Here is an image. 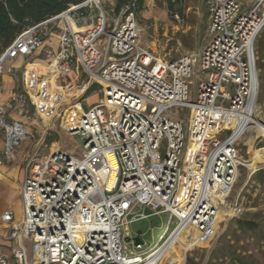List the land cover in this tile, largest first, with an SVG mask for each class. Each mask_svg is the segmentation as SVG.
Returning a JSON list of instances; mask_svg holds the SVG:
<instances>
[{
	"label": "built area",
	"instance_id": "1",
	"mask_svg": "<svg viewBox=\"0 0 264 264\" xmlns=\"http://www.w3.org/2000/svg\"><path fill=\"white\" fill-rule=\"evenodd\" d=\"M102 2L70 5L25 29L0 54L1 77L6 60L41 50L43 35L63 20L58 50H45L50 61L37 106L50 104L52 77L80 75L81 69L102 92L70 130L84 141L82 157L55 148L29 160L23 218L15 221L12 210L1 216L16 243L11 255L0 251V264H155L173 234L193 228L210 240L221 209L224 215L241 211L228 199L243 163L239 141L259 119L255 42L264 28V0H205L208 43L175 59L159 58L140 44L138 0L118 11L114 5L105 10ZM171 13L180 19L179 11ZM83 18L87 27L76 28ZM193 72L195 100L188 79ZM10 103H0V133L3 154L15 158L27 131L9 114L27 110L26 92L15 91ZM174 108L188 109L186 130ZM140 207L152 209L150 215L170 214V224L175 220L144 254L135 248L145 241L137 244L128 235V224L139 218L126 220ZM26 241L36 245L33 256Z\"/></svg>",
	"mask_w": 264,
	"mask_h": 264
},
{
	"label": "rangeland",
	"instance_id": "2",
	"mask_svg": "<svg viewBox=\"0 0 264 264\" xmlns=\"http://www.w3.org/2000/svg\"><path fill=\"white\" fill-rule=\"evenodd\" d=\"M187 0H179L173 2V11H179L180 19H176L168 11V0H156L155 4H147L138 2L139 21L140 24L147 29L140 37V43L144 47L154 52L156 55L168 59H175L179 55L185 53H198L207 43L208 37L206 29L203 27L200 19L196 20L194 14L188 12ZM115 0H103L102 5L105 10L110 11ZM167 9L168 20L163 15L158 19L157 14L153 12L157 7ZM150 12V15L145 16L144 12ZM116 12H112V15ZM112 16H109L111 18ZM169 21V23H168ZM168 23V25H166ZM172 24L187 27L194 26L190 29L187 36L181 41L189 48H182V53L178 48L176 34L173 33ZM170 25V26H169ZM197 26V29H194ZM168 33H166L167 31ZM196 30V31H195ZM56 34L61 33L60 30H55ZM166 33V34H165ZM152 35V36H151ZM156 35V36H155ZM156 39V49L151 48V40ZM167 43V46L166 44ZM180 53V54H179ZM256 65L260 77V92L258 97L257 116L264 122V28L260 32L255 42ZM81 78L88 76L81 69ZM209 73L203 74V79L207 80ZM67 78V77H65ZM71 80V78L68 76ZM53 79L57 80L58 76ZM191 80L190 99L195 100L196 89L198 87V76L196 73L188 78ZM64 89H66L64 87ZM63 89V90H64ZM58 95L53 96L50 104L46 105L40 112L38 118L44 125H48L49 134L48 141L43 142V150L41 154H46L49 147L52 146L51 141H58L60 149L65 150L77 157H82L84 154V141L78 135H71L70 130L73 128L74 121L89 107L93 106L102 99L101 86L98 83L90 81L89 90L82 96L77 95V89L68 87V90L61 92L56 90ZM35 109V107L33 106ZM32 111H35V110ZM55 111V112H54ZM54 112V113H53ZM57 112L61 114L56 115ZM180 112V116L175 118L184 120V127H187L188 109L183 110L174 108L173 115ZM47 126V127H48ZM34 128V127H33ZM35 130L32 131V134ZM27 136L20 142L16 150L19 156L25 158L24 151L32 144L31 132L27 131ZM253 126L244 134L239 141L238 147L242 163L239 169L237 182L228 199L229 203H238L241 208L236 214H220L215 224L214 235L210 240H203L198 232L193 228L183 231L169 247L168 251L163 255L157 264H264V183L259 181L260 176L257 175L258 170L264 167V135ZM39 138L40 136H36ZM253 138L251 144H247L248 138ZM189 140L188 133L186 134V142ZM29 144H28V143ZM245 142V143H244ZM31 153H34L32 150ZM253 165V166H252ZM255 165V166H254ZM152 209L148 207L135 208V211L126 217V220L136 219L128 224L129 236H136L137 231L142 229L141 238L145 244L141 248H135V251L144 254L147 250L153 247L165 233L167 228L174 226L175 220L170 224V214H152ZM29 247L30 256L34 255L35 243L26 241ZM129 246L133 245L130 243ZM188 253L185 257V249Z\"/></svg>",
	"mask_w": 264,
	"mask_h": 264
},
{
	"label": "crops",
	"instance_id": "3",
	"mask_svg": "<svg viewBox=\"0 0 264 264\" xmlns=\"http://www.w3.org/2000/svg\"><path fill=\"white\" fill-rule=\"evenodd\" d=\"M118 0H115L114 5L116 9V4ZM129 1V0H128ZM169 1V7L168 11L170 14L173 11V9H170V0ZM187 9L188 12L191 11L192 14H194V17L196 20L200 19V21L203 24V27L206 29L208 37V41L210 39L208 34V26H209V18H208V11L206 7L205 0H187ZM251 1V0H248ZM147 2V4H155L156 0H141V4ZM175 2V1H172ZM181 3L182 0H179ZM157 7V6H156ZM158 10L155 9L153 12L154 14H157V18L159 19L162 15L168 18L167 9H163L162 7H157ZM144 15H150V12L146 13L145 11ZM169 23V21H168ZM168 23L166 25H168ZM64 22L63 20H59L55 26L50 28V31L45 33L43 35L44 38V47L41 50L35 51L28 55H20L14 59L6 60L3 65V73L0 77V103L4 106L10 107V97L11 95L17 91L18 89L24 90L28 96L29 105L27 110L25 111H11L9 114L10 118L18 119L22 121L26 127V131L31 132L32 135V144L30 147L26 148L24 151L25 158L20 157V151L18 152L16 150L15 158L7 157L3 154L4 149V136L0 133V251L5 254H12V247L15 245V241L9 238V232L10 227L6 226L2 222V214L6 210H12L14 213V219L15 221H21L24 214V208H23V198H22V186L26 177L27 173V164L32 156L35 154L43 155L41 154V151L43 150V142H47L48 138L47 132H49V126L43 124V120L41 121L38 117V111H41L42 108L37 106L38 102L42 100V80L43 76L47 70V66L49 63V59L47 58L45 54V50L51 49V50H58L59 48V37L61 33L56 34L55 30H60L62 32ZM170 26V25H169ZM75 27H87V19L83 18L78 20ZM194 26L188 25L187 27L179 26L177 24H172V30L173 33H175L177 36V44L178 48L180 50V53H182V48L189 46L184 45L180 40V38H184L188 35L190 29H192ZM147 27L143 25V33L146 31ZM194 29H197V26H195ZM167 31V30H166ZM196 31V30H195ZM168 33V31L166 32ZM165 33V34H166ZM152 36V35H151ZM156 36V35H155ZM156 39L151 40V48L156 49L157 42ZM207 41V43H208ZM206 43V44H207ZM141 44V43H140ZM167 46V43H165ZM204 44V45H206ZM204 47V46H203ZM201 47V48H203ZM148 49V48H147ZM150 50V49H148ZM151 51V50H150ZM154 53V52H153ZM179 53V54H180ZM155 54V53H154ZM166 56L170 55L169 53ZM189 53H185V55H188ZM156 55V54H155ZM159 58H164L159 55H156ZM164 59H168V58ZM180 57L179 55H176ZM68 76L71 78V80L68 78ZM68 76H58V79L55 80L52 77L50 79V90H49V96H46L48 100L52 99L53 96L58 95V92L55 93L56 90H59L61 92L66 93V90H68V87L76 88L77 89V97L84 95L89 90V84L90 80L86 76L84 78H81L78 74L75 72H70V75ZM67 77V78H65ZM64 87L66 89H64ZM64 89V90H63ZM60 96V95H58ZM35 107V109L33 108ZM35 111H32V110ZM27 112V114H25ZM33 115V117H32ZM34 127V128H33ZM34 133L32 134V131ZM28 133V132H27ZM40 136L37 138L36 136ZM47 140V141H46ZM253 141V138H248L247 144H251ZM28 143V142H27ZM52 146L49 147V151L46 154L51 153L55 148H59L57 146L58 141H51ZM245 143V142H244ZM29 144V143H28ZM34 151V153H31V151ZM44 154V155H46ZM264 168V167H263ZM261 169V168H260Z\"/></svg>",
	"mask_w": 264,
	"mask_h": 264
},
{
	"label": "trees",
	"instance_id": "4",
	"mask_svg": "<svg viewBox=\"0 0 264 264\" xmlns=\"http://www.w3.org/2000/svg\"><path fill=\"white\" fill-rule=\"evenodd\" d=\"M84 0H0V54L15 38L30 26L67 10L70 5ZM128 0H118L116 10ZM171 1V0H170ZM141 2V0H138ZM173 9V2H170ZM259 181L264 183V168L258 170Z\"/></svg>",
	"mask_w": 264,
	"mask_h": 264
},
{
	"label": "bare ground",
	"instance_id": "5",
	"mask_svg": "<svg viewBox=\"0 0 264 264\" xmlns=\"http://www.w3.org/2000/svg\"><path fill=\"white\" fill-rule=\"evenodd\" d=\"M254 127L258 128V130L264 135V122L261 119H257V118L254 119ZM111 160H112L113 167L116 168V162H115V159H114V157L112 155H111ZM114 177H115V172L112 173V178L111 179L113 180ZM112 180H111V182H112ZM224 211H225L224 209H221V214H225ZM179 235H180V233L179 234H177V233L173 234L170 237L168 243L164 247H162V249L157 253V255H155L154 259H152V261L156 260L155 264H157L161 260L163 255L168 251L169 247L172 245V243L176 240V238ZM184 249H185V251L187 250L186 247H184Z\"/></svg>",
	"mask_w": 264,
	"mask_h": 264
},
{
	"label": "water",
	"instance_id": "6",
	"mask_svg": "<svg viewBox=\"0 0 264 264\" xmlns=\"http://www.w3.org/2000/svg\"><path fill=\"white\" fill-rule=\"evenodd\" d=\"M142 232H143L142 229H139V230L137 231V235L134 237V239H135V241H136L137 244L143 242V240H142V238H141V234H142Z\"/></svg>",
	"mask_w": 264,
	"mask_h": 264
}]
</instances>
